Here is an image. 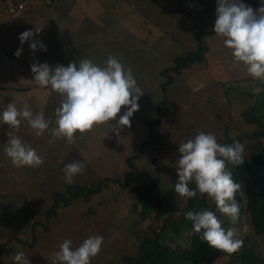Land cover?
<instances>
[{
  "label": "rangeland",
  "instance_id": "1",
  "mask_svg": "<svg viewBox=\"0 0 264 264\" xmlns=\"http://www.w3.org/2000/svg\"><path fill=\"white\" fill-rule=\"evenodd\" d=\"M12 1L0 0V46L8 49L6 54L14 61L18 50H32L30 44L33 40L39 41L46 50L40 49L41 53L37 51L34 53L36 56H29L27 64L32 60L33 63L38 60L40 64H49L47 53L54 49L50 32H40L23 45L19 39L24 31L35 32L39 26L36 24V20L39 21L36 17L38 7L43 19L50 21L48 6L27 0L25 4L32 3L35 8L31 4L23 13L13 17L15 15L9 14L8 9L17 10V6L11 4ZM95 1L101 5V0ZM151 1L102 2L114 21L117 22L115 18L123 20L126 14L129 19L134 8L131 18L142 24L107 23L104 29L107 35L101 36L104 40L100 45L101 66L109 55L116 57L123 65L132 68L138 86L145 92L138 101L139 110L130 118L131 127H125L119 137L111 129L101 126L83 136L77 133L76 142L68 145L63 139H54L49 131L36 136L27 121H23L17 135L44 158V163L38 168H16L4 152L7 134L13 130L0 121V264H14L13 257L20 251L25 253L30 264H53V254L65 239L72 240L73 247H78L93 235H102L104 244L91 264H120L124 256H136L139 239L145 235L149 220L140 221L138 192H132V189H144L155 184L151 194L162 200L165 218L175 216L184 205V198L174 190L179 179L176 167L179 144L193 139L200 131L214 133L218 142L227 131L236 136L259 130L260 121H264V110L259 112L264 108V84L253 82L242 64L233 63L231 50L224 46L221 38L216 35L204 38L207 48L201 62L179 73L170 70L178 57L196 50V33L213 28L217 0L194 2L198 7L187 9V12L191 9L193 12L189 17L183 16L182 12L173 14L167 10L168 6L173 8L177 1L182 0H160L159 8L149 7ZM244 1L248 0H239L241 3ZM31 8L35 12L32 18ZM252 8L256 11V7ZM148 24H153L152 31ZM134 30H138L141 39L131 34ZM72 44L70 49L75 62L79 54L92 51L94 46ZM34 57L36 60L31 59ZM91 60L94 62L98 57ZM168 69L169 72L163 74ZM243 92L250 96L245 97ZM58 106L50 102L41 106L45 118L51 121V127L55 126L54 113ZM29 107L34 114L39 113L37 108L40 106L32 104ZM4 110L2 108L0 114ZM125 111L127 107L122 106L120 114L111 123L116 124ZM244 114H248L247 118ZM251 114L255 119L249 122L247 119ZM157 119L160 123L151 130L149 121ZM259 142L264 143V136L245 146V158L253 160ZM72 148L77 150L73 156L79 159L72 156ZM133 155H136L133 162L127 164V159ZM74 161H81L86 167L82 175L75 177L74 183L67 184L63 168ZM6 167H9L8 174ZM108 178L121 179L123 184L104 186V180ZM75 186H85V194L90 188H101V191L91 194L89 200L83 195L81 197L85 199L79 197L68 207L60 202L57 214L50 217L56 196L69 197L71 188ZM250 201L251 197L244 196L245 207ZM212 205H215L213 201ZM215 210L226 216L217 208ZM241 218L237 222L243 239L239 251L252 249L264 258L262 237L254 233L248 215ZM245 225L248 228L246 234L243 232ZM215 264H239V261L219 257Z\"/></svg>",
  "mask_w": 264,
  "mask_h": 264
},
{
  "label": "clouds",
  "instance_id": "2",
  "mask_svg": "<svg viewBox=\"0 0 264 264\" xmlns=\"http://www.w3.org/2000/svg\"><path fill=\"white\" fill-rule=\"evenodd\" d=\"M42 27L35 32L24 31L19 39L21 45L39 34ZM215 35L222 39L226 48L231 50L233 63L242 64L253 82L264 84V0L258 11L239 2V0H217V19L214 25ZM46 46L35 40L30 48L35 52ZM22 49L15 55L19 57ZM31 71L34 82L49 93L60 96V104L55 110V126L45 118L43 112L34 114L28 104L18 108L14 102L7 104L0 114V121L9 125V132L4 152L16 168L43 165L44 158L26 144L17 135L23 121H27L36 136L46 131L54 139H63L68 145L76 142L77 133L81 136L94 132L98 127H107L120 136V132L131 127V117L139 110V99L145 94L138 86L131 67L123 65L116 57L109 55L104 66L91 59H80L67 67L48 63H33ZM122 106L127 111L119 116ZM245 146L239 140L231 145L217 142L214 133L200 131L193 139L179 144V158L176 161L178 181L174 185L175 193L180 198H193L199 193L212 200L217 210L228 216L235 225L240 219V205L236 200L239 193L243 196L242 185L234 181L228 165L239 167L244 164ZM86 164L81 161L68 163L63 168L64 180L74 183L77 175H82ZM195 185L190 188L189 185ZM186 218L192 222V231L200 235L202 241L210 247L226 254L236 253L243 246L240 229L230 227L225 230L215 212L202 208L189 211ZM247 226L243 227L246 234ZM104 244L102 235H93L83 240L78 247H73L70 239H65L59 250L53 254V264H91ZM14 264H30L25 253L17 252Z\"/></svg>",
  "mask_w": 264,
  "mask_h": 264
},
{
  "label": "trees",
  "instance_id": "3",
  "mask_svg": "<svg viewBox=\"0 0 264 264\" xmlns=\"http://www.w3.org/2000/svg\"><path fill=\"white\" fill-rule=\"evenodd\" d=\"M260 0L244 1L245 5L257 7ZM217 19V13H216ZM215 35L214 26L210 31H200L195 34L198 46L195 51L188 55L178 57L176 65L170 70H176L178 73L190 67L192 64L202 61L203 53L206 50L204 42L205 37ZM169 72V69L163 74ZM247 118V114H244ZM254 115L247 120L253 121ZM151 130L154 125H158L160 120L149 121ZM258 131L252 133H243L236 136L227 131L218 141L222 145H231L235 140H239L244 146H249L253 142L261 140L264 136V121H260ZM256 151H254L253 160L245 158L243 165L233 167L228 165V169L232 172L235 182L242 185L243 196L239 193L236 200L240 205V219L246 214L248 215L254 233L262 237L264 241V143H257ZM155 184L145 187L144 189H133L132 192H138L137 201L141 206L139 212L140 221H148L147 231L143 237L139 239V252L136 256H124L120 264H215L219 257H230L238 259L239 264H264V258L252 249H244L233 254H226L210 247L206 242L202 241L199 234L192 231V222L186 218L189 211H199L207 208L216 213L218 219L222 222V227L227 230L233 225L228 217L222 216L216 212V205H212V200L206 196L197 193L196 197L184 199V205L177 215H171L165 218L164 204L160 198L153 197L151 191ZM190 188L195 185L190 184ZM95 190H90L85 194V190L81 187H72L69 197L56 196V202L52 207V217L57 214L59 203L63 202L64 206L70 205L72 201L77 200L81 196H85L89 200V196ZM244 196L251 197L252 201L244 205ZM2 249H0V254Z\"/></svg>",
  "mask_w": 264,
  "mask_h": 264
},
{
  "label": "crops",
  "instance_id": "4",
  "mask_svg": "<svg viewBox=\"0 0 264 264\" xmlns=\"http://www.w3.org/2000/svg\"><path fill=\"white\" fill-rule=\"evenodd\" d=\"M103 1L104 0H101V5H100L95 0H35V2H40L47 5L49 15H51L50 21H47L43 19V14L40 13L39 7L37 8L38 15L36 17H38L39 21L36 20V24L39 25L38 27H42L41 32H44L45 30L46 32H50L51 46H53L54 48L52 51H49L47 53L48 56L50 57L48 60L50 67L55 68V66L58 64L67 67L70 63L75 62L74 54L70 49L71 48L70 46L73 42H76L77 44L83 46L88 44L94 45L92 51L86 50L85 54H81V55L79 54L76 62L84 58L93 59L98 57V60H95L94 63L101 65L100 45L101 42L104 41L102 40L101 36L107 35L104 30L107 23L115 24L118 22L119 24H121L122 21H125V23L122 24L126 25L132 22L133 24L136 25H142L139 20L135 18H131L132 17L131 14L135 13L134 8H133V13L129 15L130 16L129 19L126 14V17L123 20L119 18H115L117 19V22L114 21V18L110 17L107 14V9L103 5L104 3ZM197 1L200 0H185V1L182 0L181 2L177 1V5H175L173 8H170L168 6L167 10L172 11L173 14H175L176 11L182 12L183 16L189 17L191 16V14H193V12L192 9L190 10V12H187V9L190 8V6L192 8L194 6L198 7V4L197 5L194 4V2L196 3ZM12 2L13 3L11 4L14 5L17 4V0H13ZM151 2H152L151 6L149 7L159 8L161 6L160 0H152ZM31 4H27V5L25 4L26 6H24V8L19 11L20 14L23 13L27 9V7ZM37 5L38 4L35 3V6ZM261 6H262V0H260L258 6L254 9L258 11ZM34 8L35 7L33 5V9ZM19 12H17L13 17H16ZM34 13L35 12H33L31 8L30 10L31 18L35 16ZM152 25L153 24L147 25L150 31H152ZM113 30L114 29H111L110 31ZM137 31L138 30H134L131 34L134 37L141 39V37H138ZM115 33L116 32L112 33V36ZM7 51L8 49H2V46H0V72L3 73V76L0 77V111L2 110V108H6L5 106H7V104L12 102H14L18 108H21L25 103L28 105L34 104L37 105V107L40 106L39 108H37L39 112L43 111V108L41 106L49 104V102L55 105H59L61 98L57 93L55 92L49 93L46 89L40 88L33 81L34 75L31 71V65L33 64L34 61L32 60L31 63L27 64L29 56H36L34 53L37 51H39L40 53L42 52L40 48L37 49L35 52H33V50L23 51L19 57L17 56L15 57L14 61L10 60V58L8 57L9 55L6 54ZM31 59H35V57ZM37 62L38 60L35 61V63ZM243 94L245 97L250 96L248 92H243ZM262 110H264V108L261 109L259 112H261ZM76 152L77 150H74L72 148V156ZM135 156L136 155L129 157L127 159V164L130 162L132 163L133 158ZM74 158L79 159L76 157ZM58 161L62 162V158L58 157ZM6 168L8 174L9 167ZM112 183L116 185L123 184L121 179L108 178L104 180L103 185L107 186ZM81 188L85 190L86 187L84 186ZM90 190L92 189L91 188L88 189V191ZM97 191H101V188L95 190V193ZM80 198L85 199L84 197H80ZM73 202L74 201H72V203ZM68 206L69 205L64 207H68Z\"/></svg>",
  "mask_w": 264,
  "mask_h": 264
},
{
  "label": "built area",
  "instance_id": "5",
  "mask_svg": "<svg viewBox=\"0 0 264 264\" xmlns=\"http://www.w3.org/2000/svg\"><path fill=\"white\" fill-rule=\"evenodd\" d=\"M27 0H17V10H15L14 8L10 7L8 10H9V14L11 15H15L17 12H19L21 9L24 8L25 6V3H26Z\"/></svg>",
  "mask_w": 264,
  "mask_h": 264
}]
</instances>
